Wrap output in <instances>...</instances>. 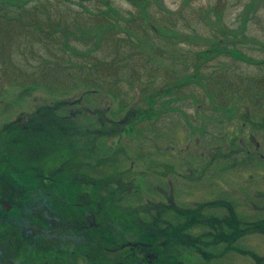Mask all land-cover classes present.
Returning a JSON list of instances; mask_svg holds the SVG:
<instances>
[{"label":"flooded vegetation","instance_id":"1","mask_svg":"<svg viewBox=\"0 0 264 264\" xmlns=\"http://www.w3.org/2000/svg\"><path fill=\"white\" fill-rule=\"evenodd\" d=\"M217 62L211 69L213 84L223 76L231 77L221 72ZM233 64L227 63L231 72ZM193 69L189 66L186 72ZM217 69L221 76L215 80ZM180 75L173 79L175 83ZM199 80L201 85L194 88L204 92L217 112H204L205 121L191 124L189 138L203 149L202 160L213 154L208 165L201 166L196 154L179 166L167 159L173 153L168 138L174 131L166 127L171 118L168 112L175 108L171 105L155 110L157 121H146L151 127L140 125L144 139H150L160 152L169 151L157 156L151 171L129 170L109 155L104 156L103 165L95 162L92 170L76 171L69 185L62 163L48 174L24 168L23 160L11 164L7 172L0 163V264H264V124L257 121L260 114L254 113L259 109L264 115V104L257 108L250 103L238 115L237 104L230 101V111H224L229 93L240 97L249 91H216L215 96L213 85ZM185 83L159 93L181 91ZM208 124L221 128L210 130ZM216 131L221 133L213 134ZM208 139L213 141L207 144ZM25 145L13 154H30V146ZM184 164H189L187 173L181 172ZM134 175L143 185L132 195L136 187L119 183H128ZM59 192L60 203L45 202L53 201ZM193 207L197 210L185 211ZM186 255L189 261L184 260Z\"/></svg>","mask_w":264,"mask_h":264},{"label":"trees","instance_id":"2","mask_svg":"<svg viewBox=\"0 0 264 264\" xmlns=\"http://www.w3.org/2000/svg\"><path fill=\"white\" fill-rule=\"evenodd\" d=\"M94 2L95 0H0V61H8V64H4L3 68L0 65V73L4 79L3 86H9L10 89L13 87L19 88L21 92L27 93L35 88H48L52 85L53 82L51 81H36L37 78H35V73L32 72V69L27 63V61L31 60L49 62L58 61L59 68L53 75L59 76L65 73H70L69 71L74 72L72 78L76 79V87L68 85V89H82L83 84L90 82V84L93 83L91 87H93L97 93H102V91L96 89V85L94 84L95 80H102L100 76H106L107 74L112 73L117 76L116 78H118L117 80H120L119 82L125 83L127 80L126 76L132 75L135 71L139 72V68L142 66L140 65L142 64L141 61H157L161 66L163 65L160 56L165 55L168 50L165 51L160 45L155 43V37L157 36L154 37L149 34L141 35L140 33H134L132 28L123 27L119 21L120 18H117L112 13L102 14L106 12V10L102 11V9H94ZM148 2L149 0H144V3L142 4V12H144V9L149 6L150 3ZM254 2L257 4L255 6L256 10L258 9L257 7L263 5L264 0H252V3H247L245 7L252 6ZM212 10L214 11V9ZM214 15H218V13L216 12ZM95 16L97 19H94ZM136 16L131 15L126 19L134 20L136 19ZM138 17H140L139 21L142 23V26L143 24L146 27L148 25L149 31L153 34H157L154 32L152 27L153 22L150 17H147L146 14ZM214 22L215 21H209L211 25H213ZM241 28L243 31L246 30V27L244 26H241ZM118 29L121 31L119 32ZM157 29L158 33L161 32L163 35H184V38L187 41L183 39L182 42L180 40L168 42L171 48L167 53L171 56H177L178 61H186L190 54L191 61H194V69L192 72H184V75H180L181 77L177 83L173 80V83L168 84L165 88L174 89L176 87L175 84H182L187 80L199 82L200 80L198 79V76L201 69V61H205L211 57H218V61H224L221 60L222 57L226 60L229 57H232L237 60L247 61L251 64H257L258 67H261L264 71V56L262 58H253L249 55V51L251 50H247L241 45L246 39L252 40L256 43L258 42L257 39H252L243 35L245 32L241 37L236 36L237 39L231 42V47L223 46L221 39L215 34L216 36L214 35L213 37L205 38L207 43L206 47L192 49L191 45L188 44L190 41L187 37L193 38V36L189 33H182L177 28H172V30H167V28L161 30L157 27ZM218 29L219 31L227 32L229 25H221ZM147 31L148 30L145 29V32ZM226 32L225 34H227ZM122 34L123 37H121ZM132 35H134V37H131ZM127 37L128 39H121ZM186 43L188 44L187 47H181L185 46ZM110 44L113 46V49L106 55L101 56L96 54L100 51V47L103 45L110 49ZM262 45H264V43H262ZM104 49H106V47ZM159 51H161L160 55L158 54ZM20 58L25 59V65L22 61H18ZM36 58L38 60H36ZM75 59L81 60L76 62L74 61ZM36 66L39 68V73H37L42 76L47 67L46 63L38 64ZM65 75H63L62 78H66ZM220 76L221 73H219V70L217 69L216 74L213 75V79L217 80ZM251 79L252 81L249 83L245 81L239 82L238 88L240 89H235L237 85H234L235 82L232 77L226 78L223 76L221 81H217V84H213L212 89L215 96L219 93H229L231 91H249L246 94L239 95L240 97L232 92L229 93L231 96L228 94L224 98L226 104H223L222 106L224 111H230V108H227L230 101H235L237 104L235 106L237 107L235 113L238 115L240 114L241 107L251 106V104L257 108L263 106L264 73L254 74ZM199 84L201 85V83ZM202 85H204L203 82ZM64 87L67 89L66 86ZM165 88L160 86L159 88L154 89L156 91L152 93H159ZM152 93L146 92V94H143V99L148 103L146 107H141L138 103L134 104L135 109L133 108L129 112L128 118L131 117V120L127 121L128 125L123 119L118 117V119L113 122L112 129H106L104 127V131L100 134H97V131L92 130L91 126L85 127L87 132L92 135V138L95 137V139L89 140L84 136L85 142L81 144L70 141L66 134H63L62 136L57 135L50 126L47 129L53 131V133L50 135H43L36 141V138L33 137V132L31 131V125L34 123L21 125V127H19V132L2 128L1 133L3 134H0V163L5 166L3 170L7 172L11 170V164L14 166L23 160L24 168L48 174L52 170L58 168L62 163V165L67 168L64 181H68L69 185H71L76 171L84 168L92 170L94 169L95 162L103 165L107 160L104 159V156L108 157L110 155L111 161L120 162L121 160L127 164L129 170H135L138 172L151 171L152 167L155 166L157 159H159L157 156L162 154L166 148L160 152L159 147L153 144L151 149H145V147H143V149L141 148L138 151L133 149L132 146L131 148L129 147L130 143L125 140V136H130L132 142L139 140L143 138V136L142 127L138 125V123L143 119L149 122L157 121L158 112L153 109L155 103H157H153L156 96L152 95ZM92 95L93 93L91 91L87 94L86 98H90ZM210 97L212 98L211 95ZM216 99L221 100V98L218 97ZM68 100H58L56 104L60 106V108L62 106H70V104L67 103ZM54 105L51 108V110H55L54 112L50 111V108L47 109L51 114L56 113V109L59 108ZM120 105L121 107L124 106L123 103ZM81 112H72L75 114V117L73 118L78 120ZM260 112L259 109L254 111L255 114H260L261 116L257 121L261 122L260 124H264V115ZM87 113L89 114V119L91 121L96 116L91 110H88ZM245 114L247 113L245 112ZM72 116L67 114V117L65 118L66 121H71ZM239 119H242V117L240 116ZM19 134H21V137H18V139H22V143L13 141L14 139H17ZM99 135L100 137L98 139ZM30 139H34L33 143H30ZM25 144L30 146V154H26L25 152H20L19 155L13 154L14 149L19 148L20 146L27 147ZM230 144L232 147H235L233 140ZM33 148L37 149L35 154H37L39 150L40 153L34 156ZM235 149L239 151L240 147ZM202 150H200L195 157L197 158V161L201 162V166H205L211 162L213 154H210L211 158L208 156L202 160L200 159L202 157H199L202 156ZM132 152L134 156L132 155ZM168 153L169 151H164V154ZM139 154L143 157L142 164L136 163L133 159ZM26 159L30 162H27ZM144 162H147L150 165H147ZM115 169L116 167L113 168V170ZM137 177L138 176L135 175L130 176L128 183L125 184L122 182L119 183V185H133V187L137 188L135 189V192L132 193V195H135L139 192L141 184L143 185V182ZM63 186L66 185L63 184ZM23 190L24 189H21L20 192ZM57 194L59 195L58 197ZM57 194H55L53 201L47 200L45 202L60 203L62 201V193L59 192ZM32 196L36 198V196ZM40 197L44 198L45 194L41 193ZM24 200L26 201V198ZM30 209L32 211L31 207L29 210ZM195 210L193 207L191 209H186L185 211L190 212ZM27 214L29 215L30 213L28 212ZM188 216L189 214L187 213L186 217Z\"/></svg>","mask_w":264,"mask_h":264},{"label":"rangeland","instance_id":"3","mask_svg":"<svg viewBox=\"0 0 264 264\" xmlns=\"http://www.w3.org/2000/svg\"><path fill=\"white\" fill-rule=\"evenodd\" d=\"M143 3L144 0H95L94 9L106 10L102 14L112 13L117 18H120L119 21L123 27L132 28L134 33L157 36L155 37V43L160 45L165 51L168 50L167 52L171 48L168 43L169 41L180 40L182 42L185 36H176V34L163 35L161 32L158 33L157 27L161 30L177 28L182 33H189L193 36V38L187 37L191 42L188 41V44L191 45L192 49L206 47L205 38L213 37L215 34L221 39L223 46L231 47V42L237 39L236 36L241 37L245 32L243 35L257 39L258 42L246 39L241 45L245 49L251 50L249 51V55L253 58H262L264 56V45H262L264 43V3L255 10V6L257 5L255 2L252 6L245 7L247 3H252V0H149V6L142 12ZM212 9L218 15H214L216 12ZM144 14L152 20L154 32L157 34L151 33L148 25L147 27L144 24L143 26L141 25L142 23H140V17L138 16ZM131 15L138 16L134 20H127L126 18ZM94 19H97V17L95 16ZM208 20L215 22L211 25ZM221 25H229L228 31H219L218 27ZM241 26L246 27V30L243 31ZM145 29L149 32H145ZM118 31L120 32L121 30L118 29ZM173 31L175 32L174 29ZM121 37H123V34ZM131 37H134V35ZM121 39H128V37ZM188 44L186 43L185 46L181 47H187ZM105 47L106 49H104ZM112 49V45L110 49L103 45L96 54L101 56L106 55ZM167 52L165 55L160 56L163 62L162 66L157 61H141L142 64L140 65L142 66H140L139 72L135 71L132 75L126 76L127 80L125 83L119 82L120 80H117V76L112 73L100 76L102 80H95L94 84L96 85V89L102 91V93L92 91L94 90L91 87L93 83L90 84V82L83 84L82 89L76 88L71 90L67 88V91L66 89H61V85L76 87V79L72 78L74 75L72 71L65 73L66 75L63 74L66 78H62L63 75H53L59 68L58 61H27L32 72L35 73L37 82H40V80L53 82L48 88H35L27 93L21 92L19 88L13 87L10 89L9 86H3L4 79L0 73V134H3L1 133L2 128L19 132L21 125L34 123L31 125V131L33 132V137L36 138L35 141L43 135L52 134L54 131L60 136L66 134L70 141L81 144L85 142L84 136L89 140L95 139V137L92 138V135L87 132L85 127L91 126L92 130L100 134L105 128L112 129L113 122L118 117L123 119L127 124V121L131 120V117L128 118L129 112L131 109H135V103H138L141 107L148 105L145 99H143V94L156 91L154 89L164 83H171L174 78L178 77V74L180 75V73L188 71L187 67L190 66L191 70L194 63L191 61L190 54L186 61H178L177 56H171ZM158 54L160 55L161 51ZM36 60L38 59L36 58ZM78 60L81 59H75L74 61L78 62ZM218 60V57H211L202 61V71H200L199 79L207 86L213 85L210 78L211 69L218 65ZM221 60H224L220 61L221 72H225L232 77L235 82L234 85H237L235 89H240L238 88L239 82L245 81L249 83L252 81L251 78L254 74L264 73L263 69L258 67L257 64H251L232 57H229L227 60L222 57ZM18 61H22L24 65L26 63L24 58H20ZM237 61L240 62L236 63ZM230 62L231 64L234 63L232 72L227 65ZM45 63L47 66L45 73L40 76L38 74L39 68L36 65ZM4 64H8V61H0L2 68ZM21 70L23 71L22 68ZM157 75L159 76L156 77ZM196 85H199V83L187 80L181 91L173 90L165 93H152V95L157 96L154 102L152 100L153 103L157 102L153 107L154 110L159 111L162 107L169 105L175 107L168 112L171 118L166 121V127H171L174 131L171 133V137L168 138V144L173 153L170 155L171 158L167 157V159L172 164L176 163L178 166L182 162L185 163L186 160L192 159L193 154H197L201 150L198 141L195 143L192 138H189L191 124L198 126L200 125L198 122L205 121L204 112H217V110H213L210 107V99L206 98L204 92L194 88ZM203 88L206 89L205 86ZM198 89H201V87L198 86ZM91 91L93 95L90 98H86L87 94ZM63 99H69L68 101H72L73 103L70 106H62L61 109L56 102ZM121 103H123V107H121ZM53 105L59 107L56 109L55 115L47 111L48 108H50V111H53L51 110ZM78 110L83 112L79 114L78 120H75L73 118L75 114L72 112ZM88 110H91L96 115L92 121L89 119ZM183 112H186L187 115L184 116ZM67 114L69 116L73 114L71 121H66ZM229 114L232 113L230 112ZM138 125L151 127L150 123L146 124L145 119L141 120ZM49 126L53 131L47 129ZM207 126L210 130L221 128L220 126L209 124ZM220 133L221 131H216L213 134L218 135ZM20 135L17 136V139L21 137ZM99 137L100 135L98 139ZM125 140L130 143V148L132 146L133 149L138 151L141 148L143 149V147L151 149L153 145L150 139L147 141L144 137L132 142L130 136L126 135ZM209 141L212 142L213 140L208 139L206 143L208 144ZM132 155L134 156L133 152ZM133 159L136 163H139L143 157L139 154ZM188 165H183L184 168L181 169L182 173L188 172ZM73 186H76V184H73ZM190 259L189 255H186L184 258L186 261Z\"/></svg>","mask_w":264,"mask_h":264}]
</instances>
